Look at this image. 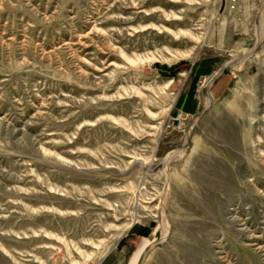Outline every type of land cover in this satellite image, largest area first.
Segmentation results:
<instances>
[{"label":"rangeland","instance_id":"rangeland-1","mask_svg":"<svg viewBox=\"0 0 264 264\" xmlns=\"http://www.w3.org/2000/svg\"><path fill=\"white\" fill-rule=\"evenodd\" d=\"M139 247L264 264V0H0V264Z\"/></svg>","mask_w":264,"mask_h":264},{"label":"trees","instance_id":"trees-1","mask_svg":"<svg viewBox=\"0 0 264 264\" xmlns=\"http://www.w3.org/2000/svg\"><path fill=\"white\" fill-rule=\"evenodd\" d=\"M213 61L215 60H205V61H202L201 65H206L209 67L210 62H213ZM196 65L197 63L193 66V71L195 70ZM157 66L165 75H168L170 77H175L178 71L177 66L169 67L167 65H160V64H158ZM201 74L202 73L198 71L196 74V78H198ZM195 92H196L195 85L191 86L188 89L184 88L180 94L179 99L176 102L174 109L178 107V108H182L184 112H195L196 107H197V99L194 98ZM150 231L151 230L148 227H144L139 231L138 234L140 236H147L149 235ZM121 244L122 242L120 243V245Z\"/></svg>","mask_w":264,"mask_h":264},{"label":"crops","instance_id":"crops-1","mask_svg":"<svg viewBox=\"0 0 264 264\" xmlns=\"http://www.w3.org/2000/svg\"><path fill=\"white\" fill-rule=\"evenodd\" d=\"M139 249H140V247L137 249V251H135L134 253H132V255H131V258L132 259L130 260L129 264H132V261H133L135 255H136V253L139 251Z\"/></svg>","mask_w":264,"mask_h":264},{"label":"bare ground","instance_id":"bare-ground-1","mask_svg":"<svg viewBox=\"0 0 264 264\" xmlns=\"http://www.w3.org/2000/svg\"><path fill=\"white\" fill-rule=\"evenodd\" d=\"M169 30V29H168ZM174 157V153L172 152V153H170L169 155H168V158H170V157ZM168 163H170V162H168ZM166 231V230H165Z\"/></svg>","mask_w":264,"mask_h":264},{"label":"water","instance_id":"water-1","mask_svg":"<svg viewBox=\"0 0 264 264\" xmlns=\"http://www.w3.org/2000/svg\"><path fill=\"white\" fill-rule=\"evenodd\" d=\"M178 120H175V122L177 123Z\"/></svg>","mask_w":264,"mask_h":264}]
</instances>
